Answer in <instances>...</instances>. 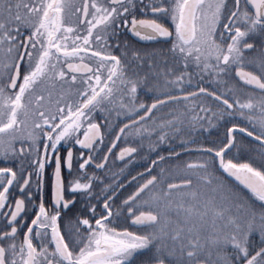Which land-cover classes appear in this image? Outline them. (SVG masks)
Returning a JSON list of instances; mask_svg holds the SVG:
<instances>
[{
  "label": "snow or ice",
  "instance_id": "snow-or-ice-1",
  "mask_svg": "<svg viewBox=\"0 0 264 264\" xmlns=\"http://www.w3.org/2000/svg\"><path fill=\"white\" fill-rule=\"evenodd\" d=\"M0 264H264V0H0Z\"/></svg>",
  "mask_w": 264,
  "mask_h": 264
}]
</instances>
